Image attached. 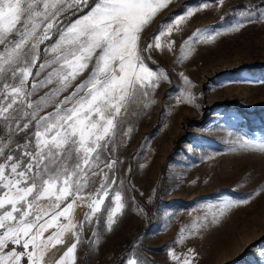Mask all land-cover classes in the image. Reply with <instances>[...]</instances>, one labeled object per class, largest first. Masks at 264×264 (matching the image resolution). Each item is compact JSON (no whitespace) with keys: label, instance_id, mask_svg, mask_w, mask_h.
Here are the masks:
<instances>
[{"label":"snow or ice","instance_id":"1","mask_svg":"<svg viewBox=\"0 0 264 264\" xmlns=\"http://www.w3.org/2000/svg\"><path fill=\"white\" fill-rule=\"evenodd\" d=\"M171 2L0 0V264H49L48 254L69 235L72 243L54 264H77L82 243L90 251L99 244L101 225L112 231L126 207L116 152L134 131L123 126L155 103L156 89L168 80L148 61L155 50L173 51L174 41L164 38L211 6L187 7L161 23L151 42L143 41ZM236 17L223 32L196 29L177 62L196 44L264 23V0ZM180 76L185 87L176 102L194 104L191 82ZM233 143V151L264 153V141L241 137ZM242 203L247 201H223L213 222ZM79 207L87 209L81 220L75 215ZM86 226L92 230L87 240ZM203 226L200 221L181 229L187 234L177 242ZM168 256L176 264L195 261L192 249L182 256L169 249ZM123 264L148 261L133 253Z\"/></svg>","mask_w":264,"mask_h":264},{"label":"rangeland","instance_id":"2","mask_svg":"<svg viewBox=\"0 0 264 264\" xmlns=\"http://www.w3.org/2000/svg\"><path fill=\"white\" fill-rule=\"evenodd\" d=\"M188 1L172 0L142 35L151 42L161 23L187 7L211 5L181 32L164 38L174 41L173 51H153L149 61L154 66H149L163 70L168 80L156 89L155 103L123 126L134 129L116 152L117 176L123 181L118 190L126 207L112 231L99 227L94 249L79 246L77 264H123L133 253L148 264H176L169 249L181 256L192 249L194 264H264V153L232 150L241 137L264 141V23L196 44L187 59L177 62L181 45L196 29L223 32L237 12L260 0H224L223 6L218 0ZM180 73L191 82L194 104L176 102L185 87ZM227 200L247 203L213 222ZM86 210L77 208L76 219ZM200 221L206 226L177 242L187 234L181 229ZM91 235L86 226L84 239ZM71 243L69 235L64 246L48 254L49 264Z\"/></svg>","mask_w":264,"mask_h":264},{"label":"trees","instance_id":"3","mask_svg":"<svg viewBox=\"0 0 264 264\" xmlns=\"http://www.w3.org/2000/svg\"><path fill=\"white\" fill-rule=\"evenodd\" d=\"M192 1H194V0H189L187 3H190V2H192ZM147 41H148V39L145 40V42H147ZM148 64H149L150 66H154V64H153L152 62H150V61H148Z\"/></svg>","mask_w":264,"mask_h":264}]
</instances>
